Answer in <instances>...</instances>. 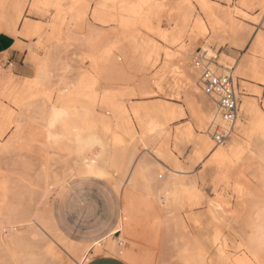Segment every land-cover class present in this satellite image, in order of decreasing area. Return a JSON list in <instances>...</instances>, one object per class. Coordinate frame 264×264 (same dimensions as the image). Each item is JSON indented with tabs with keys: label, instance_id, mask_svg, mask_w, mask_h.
<instances>
[{
	"label": "rangeland",
	"instance_id": "obj_1",
	"mask_svg": "<svg viewBox=\"0 0 264 264\" xmlns=\"http://www.w3.org/2000/svg\"><path fill=\"white\" fill-rule=\"evenodd\" d=\"M32 1L0 0V32L22 27L17 56L0 55V181L7 182L12 191L4 199L6 204L3 208L7 205L17 208L13 219L20 220L18 215H38L47 223V228L36 223H23L13 229L6 224V218L0 216L3 223L0 227L4 225L0 229L3 246L0 247V264H23L26 254L31 264H84L99 251L103 255L116 256L127 264H264V247L251 242L255 212L264 206V194L259 188L262 186L255 183L257 165L248 159L232 170L205 174L211 156L200 164H194L189 145H181L179 152H174L170 138L167 140L175 129L194 127L187 107L190 97L188 82L195 85L198 81L191 58L201 51L208 52L210 63L219 73L226 69L234 72L240 98L247 93L250 100H258L259 105H263L264 85L259 86L249 79L242 84L234 65L242 58H248L254 38L261 35L264 24L256 21L264 12V0H244V3L241 0H40L35 8L31 7ZM200 2H206L216 12L229 14L244 28L242 47L230 41L227 31L216 37L212 34ZM72 8L81 13V18L65 34L62 24ZM94 33L98 34L97 40L92 39L90 50L81 40ZM56 40L61 42L60 59L70 64L68 76H78L76 80L86 82V96L75 100L93 110L91 114L95 117L90 114L96 119H90L93 132L107 144L108 158L106 162L99 161L106 172L103 178L75 173L77 156L69 140H62L54 147L36 144L19 154L2 151L12 137V129L7 128L9 119L18 112L13 105L14 97L23 86H35L37 69ZM206 42L211 49L204 44ZM259 58L264 59V55H259ZM53 86L45 87L43 91L55 99L60 91L51 89ZM57 88L60 89L59 86ZM252 90L260 91V97H252ZM42 98L46 99L39 94L31 102L38 105ZM166 107L175 109L178 118L166 124L168 132L162 137L153 139L157 135L154 133L145 136L148 137V141L145 140L148 147L154 148L142 147L145 138L138 126L136 113H146V121L152 124L156 117L151 109ZM211 108L208 100L205 109ZM28 115L37 116L32 111ZM70 119L68 117L67 120ZM238 120L245 123L241 114ZM114 141L118 146L113 144ZM160 144H164L168 151L161 153L164 158L157 152ZM226 144L232 145L231 138ZM220 148L213 143L215 151ZM133 161H143L151 168L155 166L152 170L156 172L150 173H157L158 178L161 177L157 178L158 181L172 177H168L171 170L175 176L176 171H180L182 173L177 174V179L189 180L195 187L192 184V190L187 189L191 186L185 188L189 182L184 181L180 194L170 205L152 202L153 205L147 209L150 204L145 201L149 198L144 197L142 207L133 210L138 212L133 213L135 215L128 220V226H125L127 221L122 224L110 244L105 237L109 229L112 231L117 227L123 214L121 203ZM248 165L251 166L242 174ZM183 173L184 178L181 176ZM177 179L171 178L172 181ZM101 184L117 194L116 210L102 221L81 218L75 211L80 196ZM138 185L136 188L139 190L135 189L138 192H134L132 198L147 196L146 190L150 187ZM147 185H153L152 188L160 186L154 181ZM143 207L146 209H141ZM219 214L223 217L220 218ZM248 221L254 222L250 226L252 233ZM6 228L9 229L3 231ZM94 234L100 236V241L105 239L98 251L94 250L96 241L91 239ZM12 237L28 239L32 247L20 248L24 253L19 251V257L12 258L9 245ZM86 239L91 244L86 254L81 255L77 249L81 244H89Z\"/></svg>",
	"mask_w": 264,
	"mask_h": 264
},
{
	"label": "bare ground",
	"instance_id": "obj_2",
	"mask_svg": "<svg viewBox=\"0 0 264 264\" xmlns=\"http://www.w3.org/2000/svg\"><path fill=\"white\" fill-rule=\"evenodd\" d=\"M39 3H40V0H33L31 3V7L35 8ZM204 4H205V2H204ZM79 18H81V13L72 8L70 10V14H69L68 18L62 24V30H64L65 34L70 32V30L76 25V22ZM176 19H177V16H176ZM204 29H202V30H204ZM97 35L98 34L94 33V34L90 35L91 37L81 40L82 44L86 45L90 50H92V44H91L92 39L97 40ZM59 48H61V42H60V40H56L52 44V46L48 52V55L43 60L41 66L37 69L36 76H35V86H33V87H28L26 85L23 86V88L14 97L13 105L17 108L18 112L14 116H11V118L9 119L10 121H9V125L7 128L12 129V137L10 138V140L7 143H5L4 147L2 148V151L5 153L15 152V153L19 154L22 151H28L29 149H31L36 144H44L45 146H48V147H54V146H58L62 140H69L74 145V152L77 156V162L75 165V173H77L79 175H93V176H96L99 178H103L106 175V172L104 171V169L102 167H100L99 161L102 160V161L106 162V160L108 158L106 156L107 151H108L107 144L103 139H101L100 136L96 135L93 132L91 121H90V119H92V121H96V119H94V118H92V116H90V114L92 113L91 111H93V110H90L91 108L85 107V105H83L85 103L80 105V104H78V102H76V100H75L76 98H78L80 96H86V94L84 92L86 82H79L78 79L76 80V78H78V76L73 77V78H70L68 76V74L71 73L70 67L68 66L70 64H67V62H65L67 60L62 61L64 59H62V60L60 59L62 57H59ZM206 53H208V52H206V50L201 51V54L204 55L205 59H208V60L211 59L208 57V54H206ZM259 55H264V52H262L260 54L254 53V54H252L251 58H253V61H255V59L258 60ZM261 60L262 61H260V62L259 61L253 62V61H250L249 58H246L242 61V63L234 66L236 76L238 79H240V82L242 84L244 83L243 82L244 80L249 79L250 81H253L258 85H264L263 84L264 83V59L262 58ZM71 70H72V68H71ZM53 84L56 86L54 87ZM48 85L53 86L51 89L54 90V88H56L55 90L60 91V93L56 96L55 99H53V97L51 95L46 94L43 91V88H45V87L47 88ZM188 85H189L188 90H189V96L190 97H189V99H187V101H188L187 107L190 111V116H191L192 122L194 124V127L175 129L172 132V134L169 135L170 137H167V140H169L168 138H170L172 150L174 152L175 151L179 152V148L181 145H185V144L189 145V147L191 149L190 154H191V157H192L194 164H198V163L200 164L201 162H203V160L206 157L211 156L212 159H211L210 163L205 167L206 168L205 174H211V173L219 174L223 171L232 170L233 167H239L240 165H242L244 160L249 159V160H251L252 163L257 165V170L255 173L256 177H257V181H255V183L259 182L261 184L262 187H259V188H261L260 192L262 194H264V103H263V106L258 107L257 104L254 102V100H250V98L248 97L249 94L246 93V96L241 97L240 98L239 114H241L243 116L245 123H241V121L237 119L235 131L231 134V137H230L232 145L229 147V146H227L226 143H224L223 145L220 146L221 147L220 149L215 151L213 149V142L211 141L210 137L207 135V132H206L207 124L209 123V120L213 114V104L208 99V97L203 93L202 87L198 81L195 85H192V82L189 81ZM50 86H48L47 89H49ZM57 86H59L60 89L57 88ZM40 90H42V91L40 92ZM237 90H239V89L237 88ZM238 93H239V91H238ZM252 93L256 96H260V94H261L260 91H258V90H252ZM39 94H41V96L46 97V99L42 98V101L40 100L41 102L38 105H34L31 102V100L33 99V97H35ZM239 96H240V93H239ZM208 100L210 101L212 108L206 110L205 109V103ZM31 111L35 112V114L37 116L36 117L29 116L28 114ZM151 113H153L154 116L156 117L155 121L152 124H149L148 121H146V115H147L146 113H141V112L136 113L137 123H138V126L141 129L142 133H144V138H145V136H147L150 133L151 134L154 133V134L158 135V136L156 135V137H153V139L160 137V136L162 137L164 135V133L168 132L166 130V127H165L166 124L169 121H172V120H175L178 118L177 111L175 109L169 108V107L152 108ZM91 115H94V114H91ZM68 117H70L72 119L67 120ZM94 117H95V115H94ZM95 123H97V122H95ZM97 124H99V122ZM70 127H73V130H71ZM94 129H95V126H94ZM146 138H148V137H146ZM146 138L144 139V143L142 142V144H141L142 147H148V142H146V141H148V139L146 140ZM149 141H150V139H149ZM150 142H153V144H154L153 140ZM113 144L118 146L117 141H114ZM151 148H154V147L150 146V148L148 147V150ZM166 149L167 148L164 146V144H162L160 146V148H157V152L160 153L159 156L164 158V156L161 155V153L162 152L168 153V151ZM70 151H72V150H70ZM132 157H134V156H132ZM161 157H157V158H161ZM168 157H170V156H168ZM135 158H137V157H135ZM72 159H74V158H72ZM170 159H171V157H170ZM141 163H143V161L137 162V163L135 161H133V163H131V165H132V166H130L131 172H129L130 173V176L128 178L129 180L126 181L127 185L125 186V193L123 195L122 203H121L123 214L120 218V221L118 222L117 227L112 231L111 235H109L106 238V240H108V243H110V244L114 242L113 237L116 235L118 230L121 229L122 224H125L124 222L127 221V225H125V226H128V222L130 221V219L133 218L132 216L135 215L133 213L138 212V211H133V210H139V207H142V205L144 204L143 203L144 197L150 199V201H149V199L145 201V202H148L147 204H150V206H148V207L145 205V207H147V209H149L153 205L152 202H154L155 205H157V204L162 205L165 203L170 205V204H172L174 199L180 194V192H181L180 187H182L183 184H185L188 181L189 183L185 184V188L191 186V188H187V189H191V190H192V186L194 185L193 183H191V185H190L189 180L185 181L186 179L185 180L184 179H177V177H176L177 174H181L182 172L179 171L180 172L179 173L176 171L177 174L175 176L174 172L172 173V170L170 171V169L169 170L167 169L168 171L171 172L170 173L171 175L169 174L168 177H170V176H172V177H170L169 179L163 178L164 179L163 181H158L157 180L158 174L152 173V172H156V170H152L155 168V166H154V168H151L149 164H145V163L141 164ZM126 164L127 163H125V165ZM142 165H144V166H142ZM146 165H149V166H146ZM250 166L251 165H248V167L244 168L241 171V173L243 174V172L245 170H247ZM145 167H148V168H145ZM149 167L151 170L149 169ZM130 169H129V171H130ZM150 171H152V172L150 173ZM112 172H114V171H112ZM181 176H183L182 178H184V176H185L184 173ZM121 177L122 176H120V178ZM141 177L144 179H140ZM146 178L149 181H146L145 180ZM160 178H158V179H160ZM171 178L177 179V180L172 181ZM46 179H48V177ZM140 180H142V181H140ZM181 180H182V182H181ZM38 181H41V179ZM60 181H62V180H60ZM151 181L152 182L154 181V182L160 184V186L158 185L157 188H152L153 185H147V184H151ZM184 181H185V183H184ZM48 183H50V182H48ZM139 183H141V186L142 185L143 186H149L150 188L147 187V188H149V189H147L149 192L147 193V190H146L145 195H147V196L143 195V197H141L138 195V197L132 198V195H134L133 193L137 191V190L135 191V189L139 188V187L136 188ZM10 184H12V183H10ZM31 185L32 184H30V186ZM42 186H44V185H42ZM194 187H195V185H194ZM194 187H193V189H195ZM143 188L145 189V187H143ZM115 189H117V187ZM150 189H153V191ZM11 192H10V187L7 185V182L0 181V204H1L0 216H4V219L6 218V220H5L6 224L8 226L11 225L14 229L15 226L21 225L23 223H27V224L28 223L29 224L30 223L31 224L36 223L39 226L46 229L47 223L38 215H31V216L18 215L20 220L13 219V217H14L13 213L17 212V210H16L17 208L15 209V207H12L10 205H7L5 208H3V206L6 204L4 199L7 198L8 194ZM16 196H18V195H16ZM38 197H40V196H38ZM50 197H52V196H50ZM46 198H48V196ZM141 198H143V200H141ZM134 200H137V201H134ZM48 201H50V200H48ZM132 203H133V205H132ZM18 204H20V203H18ZM136 204H138V206H136ZM134 206L136 208H134ZM1 207H2V209H1ZM145 207H143L141 209H144ZM260 207H262V206L260 205ZM220 209H222V208H220ZM222 210H224V209H222ZM222 210H219V211H222ZM257 211L258 212H255V213H257L256 217L254 218L255 223L251 222L252 219H250L251 221H248V222H250V223H248L249 224L248 227H249V230L252 227H254V233L252 234L253 238L251 237L252 238L251 242L254 241L257 244V247H259V246L264 247V206L260 209L258 207ZM219 216H220V214H219ZM221 217H223V216H220V218ZM15 218H17V217H15ZM250 218H252V217H250ZM0 223H2V222H0ZM252 223H254L255 225L251 226ZM242 224H244V223H242ZM250 226H251V228H250ZM3 227H4V225L2 227H0V229L1 228L3 229ZM8 229L9 228H6L3 231H5V230L7 231ZM34 229H36V228H34ZM25 230H26V228H25ZM251 231L252 230H250V233H252ZM0 232H1V230H0ZM22 236H23V234H22ZM24 237H26V236H24ZM29 238H31V237H29ZM59 241H61V240H59ZM101 242H104V241H101ZM9 245L11 246L10 255L12 258H15V257L18 258L19 257L20 248L26 250V249H30L32 247L30 240L20 239L18 237H12L10 239ZM95 246L97 247V244H95ZM252 246H254V245H252ZM0 247H3L1 245V243H0ZM89 247L90 246H88V245H81L77 249V251H79L82 255L83 253H85L87 251V249ZM96 247L94 250L98 251L100 247H98L97 249H96ZM252 249H254V248L252 247ZM21 253H24V252H21ZM261 256H262V254H261ZM78 257H80V256H78ZM22 260H23V264H31L29 258H27V254H26V257H24V259H22ZM260 263H262V261H260Z\"/></svg>",
	"mask_w": 264,
	"mask_h": 264
},
{
	"label": "built area",
	"instance_id": "obj_3",
	"mask_svg": "<svg viewBox=\"0 0 264 264\" xmlns=\"http://www.w3.org/2000/svg\"><path fill=\"white\" fill-rule=\"evenodd\" d=\"M191 65L198 73L203 93L213 104V114L206 127L215 147L221 146L235 131L239 114L240 96L231 69L218 72L201 53L192 55Z\"/></svg>",
	"mask_w": 264,
	"mask_h": 264
},
{
	"label": "crops",
	"instance_id": "obj_4",
	"mask_svg": "<svg viewBox=\"0 0 264 264\" xmlns=\"http://www.w3.org/2000/svg\"><path fill=\"white\" fill-rule=\"evenodd\" d=\"M241 2L244 3V0H241ZM200 9L202 11V14H203L206 22L208 23L210 31L212 32V34L215 37L218 36L220 34V32L227 31L229 34V37H230L229 39L234 45H236L238 47L243 46L244 41H245V30L241 25L236 23V21H234L233 18L229 14H225L222 12H220V13L216 12L206 2H205V4L200 2ZM22 26H23V24H22ZM209 28L206 27L207 34H209ZM21 30H22V27L18 28V29H13V30L8 31V32H0V55L7 53L10 55L17 56L18 44H19V42H21L20 37H19ZM204 44H206L210 48V44L208 42H206ZM262 52H264V43H263V40L261 39V35H257L251 44V54L249 56H246V57H248L250 61H253V58H251V55L254 53L260 54ZM244 58H242L240 60V62L236 63L235 65L242 63ZM255 61L260 62L262 60L259 58L258 60L255 59ZM255 61H253V62H255ZM259 86H263V85H259ZM251 96L255 97V98L260 97V96L254 95V94H252ZM254 102L257 104L258 107L263 106V105H259L258 100H254ZM81 176L99 178V177H96L93 175H81ZM112 231H111V233H112ZM108 236L109 235L107 234L106 238ZM105 239H103V240H105ZM81 245L90 246L89 244H81ZM84 264H127V263L124 260H122L116 256L98 255L97 254V255L91 256Z\"/></svg>",
	"mask_w": 264,
	"mask_h": 264
},
{
	"label": "snow or ice",
	"instance_id": "obj_5",
	"mask_svg": "<svg viewBox=\"0 0 264 264\" xmlns=\"http://www.w3.org/2000/svg\"><path fill=\"white\" fill-rule=\"evenodd\" d=\"M246 19L248 17H245ZM259 24H264V12H261V18L256 21ZM261 39L264 40V28L261 29ZM211 55V53H209ZM116 195L111 189L104 185H98L90 192H85L80 196L79 201L76 203L75 211L79 212L81 218L88 220L102 221L109 213L114 212L117 208ZM96 230H93L95 233ZM101 235H104L101 232ZM108 235H111V229L108 230ZM106 238V237H105ZM91 239L96 241L97 247L100 246V236L93 235ZM86 242L91 244L90 240ZM98 255L103 253L98 252Z\"/></svg>",
	"mask_w": 264,
	"mask_h": 264
}]
</instances>
